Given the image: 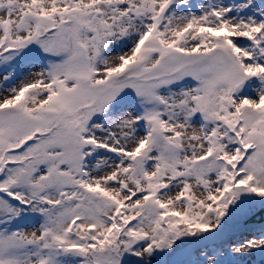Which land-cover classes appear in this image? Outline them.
<instances>
[{"label": "snow or ice", "instance_id": "snow-or-ice-1", "mask_svg": "<svg viewBox=\"0 0 264 264\" xmlns=\"http://www.w3.org/2000/svg\"><path fill=\"white\" fill-rule=\"evenodd\" d=\"M0 264H264V0H0Z\"/></svg>", "mask_w": 264, "mask_h": 264}]
</instances>
